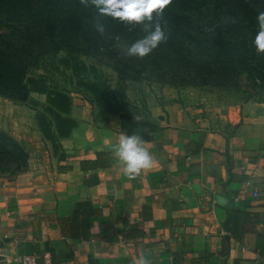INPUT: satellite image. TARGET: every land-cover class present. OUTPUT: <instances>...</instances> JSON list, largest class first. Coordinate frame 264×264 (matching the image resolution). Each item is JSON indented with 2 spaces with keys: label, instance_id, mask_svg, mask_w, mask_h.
Wrapping results in <instances>:
<instances>
[{
  "label": "crops",
  "instance_id": "1",
  "mask_svg": "<svg viewBox=\"0 0 264 264\" xmlns=\"http://www.w3.org/2000/svg\"><path fill=\"white\" fill-rule=\"evenodd\" d=\"M134 102L122 111L153 124L142 139L154 166L126 174L121 111L99 120L71 102L76 126L45 141L43 163L0 177V264H264V103L244 104L227 133L166 92ZM82 203L96 213L74 216Z\"/></svg>",
  "mask_w": 264,
  "mask_h": 264
},
{
  "label": "trees",
  "instance_id": "2",
  "mask_svg": "<svg viewBox=\"0 0 264 264\" xmlns=\"http://www.w3.org/2000/svg\"><path fill=\"white\" fill-rule=\"evenodd\" d=\"M199 8L196 0H171L161 11H153L151 19L135 22L102 14L91 0L87 5L81 0H0V20L7 22L5 27L10 29L0 30V96L24 104L30 93L46 95L48 110L56 119V130L48 134L49 122H46L48 131L42 130L49 135L45 140L55 143L69 135L76 122L68 116L69 96L48 85L45 70L57 72L61 64L75 69L81 64L77 60L80 55L108 59L110 66L129 80L159 81L161 53L170 59L173 55L180 57L182 64L190 66L201 63L199 54L206 50L209 51L205 56L208 73L215 68L228 74L235 63H242L263 81L264 63L252 62L260 12L246 0H235L224 9L215 2L208 7L204 18L193 16ZM98 25L103 26V32L97 30ZM157 25L166 38L145 56L128 55L127 48L149 36ZM60 52L65 57L58 58ZM39 70L44 75L35 73ZM119 111L123 134H139L144 138L154 129L149 121L136 120L122 109H110L107 115ZM10 153L22 156L17 168L27 166L28 153L0 130V157ZM80 212L84 219L96 213L89 203L78 204L73 215Z\"/></svg>",
  "mask_w": 264,
  "mask_h": 264
},
{
  "label": "rangeland",
  "instance_id": "3",
  "mask_svg": "<svg viewBox=\"0 0 264 264\" xmlns=\"http://www.w3.org/2000/svg\"><path fill=\"white\" fill-rule=\"evenodd\" d=\"M233 1L235 0H196L200 8L194 11L193 16L204 18L208 15V7L215 2L224 9ZM246 1L260 13L264 12V0ZM7 24L0 20L2 32L10 30L5 27ZM254 52L253 64L256 65L258 60L264 63V52L258 51L256 46ZM208 53L209 51L203 50V54H199L201 63H190V66L182 64L180 57L173 55V59H170L161 53L158 64L162 77L159 81L147 78L129 80L123 74H118L110 66L108 59L94 55L78 56L77 60L81 64L75 69L61 64L57 72H45L50 87L65 91L75 105L84 101L89 103L92 113L99 120L104 119L110 109L125 110L126 106H132L131 103H135L137 96L144 98L151 92H166L189 112L200 128L230 133L238 124V115L244 104L264 103V80H259L252 72L247 71L242 63H235L228 74L215 68L210 74L205 68V56ZM57 57L63 58L65 53L60 52ZM45 72L39 70L35 73L44 75ZM262 74L264 76V67ZM49 107L44 94L30 93L24 104L14 103L0 96V130L19 142L21 148L28 153L27 166L22 168H17V163L22 160L20 154L1 156L0 177L13 178L26 171L32 161L43 163L47 150L45 137L56 130V119L48 110ZM46 122L51 125V131L47 132L49 135L42 130L47 129Z\"/></svg>",
  "mask_w": 264,
  "mask_h": 264
},
{
  "label": "clouds",
  "instance_id": "4",
  "mask_svg": "<svg viewBox=\"0 0 264 264\" xmlns=\"http://www.w3.org/2000/svg\"><path fill=\"white\" fill-rule=\"evenodd\" d=\"M88 2L89 0H81L85 5ZM170 2L171 0H91L100 13L135 22H140L144 18L151 19L153 11H161ZM257 20L259 31L255 36L254 44L258 51L264 52V12L258 14ZM97 30L103 32L104 28L98 25ZM165 38L164 31L157 25L149 36L129 46L127 54L145 56ZM144 143L139 134H121L118 144L113 146L115 156L123 163L124 171L129 176H135L156 163L152 154L144 147ZM219 202L223 204L226 200L221 198ZM139 264H150V262L141 254Z\"/></svg>",
  "mask_w": 264,
  "mask_h": 264
},
{
  "label": "built area",
  "instance_id": "5",
  "mask_svg": "<svg viewBox=\"0 0 264 264\" xmlns=\"http://www.w3.org/2000/svg\"><path fill=\"white\" fill-rule=\"evenodd\" d=\"M248 183V182H247ZM254 197L258 196L257 192H254ZM14 262L16 264H38L37 263V257L35 255H23V256H17L14 259Z\"/></svg>",
  "mask_w": 264,
  "mask_h": 264
}]
</instances>
